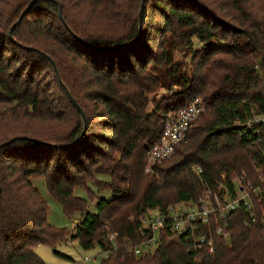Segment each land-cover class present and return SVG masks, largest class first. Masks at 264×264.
Wrapping results in <instances>:
<instances>
[{
	"label": "trees",
	"instance_id": "obj_1",
	"mask_svg": "<svg viewBox=\"0 0 264 264\" xmlns=\"http://www.w3.org/2000/svg\"><path fill=\"white\" fill-rule=\"evenodd\" d=\"M29 1L0 0V264H45L33 247L68 240L98 248L100 264H264V121L246 125L264 118V0H223L234 24L199 0H144L140 33L142 0H37L10 36ZM210 3L217 8L221 0ZM150 5L162 28L146 27ZM153 30L169 33L159 53L149 45ZM184 47L191 49L190 74L173 59V49ZM219 54L232 62L215 61ZM45 68L75 110L64 134L23 123L59 117L40 75ZM156 89L169 94L149 110ZM198 97L204 111L174 158L146 174V155L167 116ZM85 100L102 105L104 132L90 134ZM36 176L65 216L80 214L73 232L48 223L47 203L31 182ZM240 177L242 187L249 184L250 210L216 213L193 234L174 236L165 227L147 251H132L153 236L140 219L148 211L196 203L207 190L235 198ZM89 182L111 192L109 199L90 193L94 212L75 195L77 187L89 191Z\"/></svg>",
	"mask_w": 264,
	"mask_h": 264
},
{
	"label": "rangeland",
	"instance_id": "obj_2",
	"mask_svg": "<svg viewBox=\"0 0 264 264\" xmlns=\"http://www.w3.org/2000/svg\"><path fill=\"white\" fill-rule=\"evenodd\" d=\"M201 3H203L206 7H211L222 17H224L230 24H234V22H231V18L230 16H233V12L229 7H226L224 5V1L221 0V3L217 4V8H214L212 6V4L210 3L212 0H199ZM157 6V5H156ZM155 6H149V10L148 14H149V18H147V20H145L146 22V27H148V25L152 26L153 28H157L160 27L162 28L164 26V21L162 20V18L159 17V11H153ZM151 8V9H150ZM140 10V9H139ZM138 16H139V12H138ZM143 16V14H142ZM152 16L154 18V21L151 20ZM17 21V20H16ZM15 21V22H16ZM14 22V23H15ZM52 22V21H51ZM139 32L142 31V27H143V23L141 20V23H139ZM169 39V33H163L162 35L159 34V31L154 33V30L151 33V37H150V41H149V45L155 48L154 49V53H159L160 48L159 45L163 42ZM194 41V46H197L198 42L196 39H193ZM166 48V46H165ZM153 50V48H152ZM173 59L176 62H179V64H181L182 69L186 72H188V74H190L191 72V58H190V50L189 48H182V49H178L175 50L173 49ZM216 57V58H215ZM215 61L217 62H222L224 60H229L230 62H232L231 58L229 57H224L223 54H219L216 55ZM48 60H51V63L53 62L54 66H55V70L57 71V67L55 62L48 57ZM58 72V71H57ZM219 72V71H217ZM264 72V70H263ZM263 74V73H262ZM40 75L41 76H46V82L49 84V95H50V99L52 100V102L54 103V113L55 115H58V119H53L52 121H40L38 119L32 118V119H23V123L29 124L31 126H38L39 128H46L48 126V128L52 131H54L56 133V135L59 134H64L65 132L71 130L72 127H74L75 124V110L72 108L73 106L70 104L67 96L65 95L64 97L60 94L59 90V84L56 81V78L54 76L53 71L50 68H45L42 69L40 71ZM173 92L176 91V87L173 86L172 87ZM157 91V92H156ZM156 94H150V102L148 104V109L151 110L154 107V102H158L159 100L162 99L163 96L168 95L169 93H166L165 90H160V89H156L155 90ZM66 93H68V97L69 99H73L74 102L80 107V105L77 103V101L73 98V96L66 91ZM199 99H202L200 97H198ZM72 102V100H71ZM73 104V103H72ZM83 104H85V106H87L88 108V114L92 119L91 125L92 128L90 129V134L92 133H96V134H100L102 132H104V129H102V126L100 125L101 119L103 120V118H105V116L103 115V113L105 114L102 105L95 100H85L83 101ZM74 105V104H73ZM52 107V106H51ZM80 109L82 110V108L80 107ZM49 110V109H48ZM83 112V110H82ZM84 113V112H83ZM85 117V116H84ZM83 118V117H82ZM49 122V123H48ZM51 122V123H50ZM96 137V138H95ZM94 139L98 142L99 137L96 135L94 136ZM184 142V140H183ZM182 147V146H181ZM180 147V148H181ZM179 148V149H180ZM175 154L171 157L170 160H172L174 158ZM169 160V161H170ZM163 163V162H162ZM156 164L154 166H156L157 168L160 167V165L162 164ZM147 164L149 165V161H148V157L146 155V168H145V173L149 174L150 173V169H148ZM169 163L165 164L164 166L169 165ZM162 166V165H161ZM98 179L101 180H109V176L108 175H104V174H99L96 176ZM243 177V176H242ZM240 177V180L237 179V181H235L237 184H239V181H241L243 178ZM32 185L39 191L40 195L42 196V198L45 200V202L47 203L48 206V212H47V220L48 223L50 225H52L55 228H61L64 229L66 231H68V234L73 232V226L75 225V223L77 222V220L74 222V220L76 218H79L80 214H76L75 218H69L67 216H65L63 214L62 208L59 204V202H57L48 192L47 186H46V182L45 179L41 176H36L33 177L31 179ZM245 187H249V184L245 185ZM88 189H84L83 187H77L75 189V195L81 198H85L88 202V210L91 212L95 211V198L92 197V201L90 200V193L94 194V196H98V197H103L105 199H109L111 197V192L107 189V190H103L100 193L97 192L94 184H92L91 182L88 183ZM249 189V188H248ZM173 205H179V203L173 204ZM172 206V205H170ZM34 252L45 262V264H76L77 262L81 261L82 257H89L92 258L90 261H88L87 263L84 264H100L101 263V259H102V255L100 254V250L98 248H92L89 250H83L78 246V243L76 241H66L64 243H60L58 245H56L55 247H51L48 244H38L35 245L33 247Z\"/></svg>",
	"mask_w": 264,
	"mask_h": 264
},
{
	"label": "built area",
	"instance_id": "obj_3",
	"mask_svg": "<svg viewBox=\"0 0 264 264\" xmlns=\"http://www.w3.org/2000/svg\"><path fill=\"white\" fill-rule=\"evenodd\" d=\"M203 111L204 103L201 99L196 98L167 116L159 141L155 143L147 153L149 161V165L147 164L148 169H151V167L157 163L160 164L164 162L173 155L177 145L185 140L190 127ZM263 121L264 118L256 117L252 121L246 123V125L250 126L253 122L257 123ZM241 183L242 182H239V184L236 183L238 193L235 198L225 196L223 200H220L215 193L207 190L204 196L196 203L172 205L167 208L166 212L157 208L148 211L146 215L144 217L142 216L140 219L153 236L149 243L144 242L141 246L135 247L132 251H134L135 254H139L143 250L147 251L148 247L153 244L156 234L166 230L165 227L169 228L174 236H182L187 232L193 234L197 225H206L215 217L216 213H219L221 218H224L240 207L250 210L251 206L246 199L247 187H242ZM220 232L221 229H217V233ZM115 239L116 234L111 233L109 235V241L113 246L116 244ZM199 241L204 242V238L201 237ZM110 252L111 250L104 251L103 257H108ZM91 259L92 258L85 256L76 264H84Z\"/></svg>",
	"mask_w": 264,
	"mask_h": 264
},
{
	"label": "water",
	"instance_id": "obj_4",
	"mask_svg": "<svg viewBox=\"0 0 264 264\" xmlns=\"http://www.w3.org/2000/svg\"><path fill=\"white\" fill-rule=\"evenodd\" d=\"M37 0H30L27 7L24 9V11L21 13L19 19L12 25V27L10 28L9 30V35L11 36L12 34V29L20 22V19L22 18V16L29 10L30 6L33 5ZM143 5H144V0L141 1V7H140V10H139V23H141V20H142V14H143ZM140 25V24H139ZM140 33V32H139ZM28 49H31V48H28ZM53 64V62H52ZM54 66V64H53ZM72 100V103L74 104V106L77 108V110L80 112V114L82 115L83 119L85 118L84 117V113L82 112V110L80 109V107L74 102L73 99ZM218 132H222L224 131V127H220L218 128L217 130ZM24 138V137H22Z\"/></svg>",
	"mask_w": 264,
	"mask_h": 264
},
{
	"label": "crops",
	"instance_id": "obj_5",
	"mask_svg": "<svg viewBox=\"0 0 264 264\" xmlns=\"http://www.w3.org/2000/svg\"><path fill=\"white\" fill-rule=\"evenodd\" d=\"M76 220H74V222H75Z\"/></svg>",
	"mask_w": 264,
	"mask_h": 264
}]
</instances>
